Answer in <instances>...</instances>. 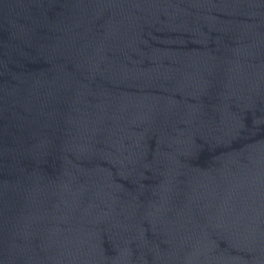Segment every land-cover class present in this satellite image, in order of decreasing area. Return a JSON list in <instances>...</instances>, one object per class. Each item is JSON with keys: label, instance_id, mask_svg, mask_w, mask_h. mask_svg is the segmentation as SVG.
Returning a JSON list of instances; mask_svg holds the SVG:
<instances>
[{"label": "water", "instance_id": "1", "mask_svg": "<svg viewBox=\"0 0 264 264\" xmlns=\"http://www.w3.org/2000/svg\"><path fill=\"white\" fill-rule=\"evenodd\" d=\"M0 264H264V64L0 44Z\"/></svg>", "mask_w": 264, "mask_h": 264}]
</instances>
